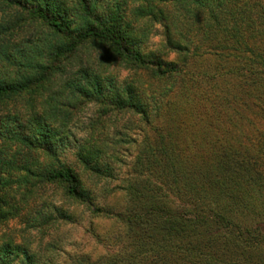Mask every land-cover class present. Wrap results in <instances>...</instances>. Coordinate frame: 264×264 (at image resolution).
Here are the masks:
<instances>
[{
	"label": "trees",
	"instance_id": "1",
	"mask_svg": "<svg viewBox=\"0 0 264 264\" xmlns=\"http://www.w3.org/2000/svg\"><path fill=\"white\" fill-rule=\"evenodd\" d=\"M0 13L17 14L0 25V117L28 96L1 117L0 264H264V0H0ZM90 106L128 118L118 139L101 122L77 136ZM85 221L102 251L43 245Z\"/></svg>",
	"mask_w": 264,
	"mask_h": 264
},
{
	"label": "rangeland",
	"instance_id": "2",
	"mask_svg": "<svg viewBox=\"0 0 264 264\" xmlns=\"http://www.w3.org/2000/svg\"><path fill=\"white\" fill-rule=\"evenodd\" d=\"M136 3H132V6L131 8H135V11H131L130 14H137V11H136ZM17 14H1L0 13V25H13L14 28L16 27V20H15V16ZM132 17V16H131ZM140 20V17H137L136 18V22H138ZM15 24V25H14ZM23 24V23H22ZM29 23H26V26H28ZM34 26H31V28H33ZM38 31V29H37ZM36 33H39L40 36L44 37V35L42 34V31L39 30V32ZM9 32H12V31H9ZM7 32V33H9ZM158 32V31H157ZM160 35H157V36H153L151 37L150 41H149V45H152L154 47L158 46L162 40H163V37L161 36L162 34V31L159 30ZM45 35H46V32H45ZM29 35H23L21 36L20 38H18L16 40V36L15 37H10L8 36L7 39L11 38L15 43L16 41H20L22 39H25L27 38ZM49 35H47L48 37ZM28 40V39H27ZM23 41H26V40H23ZM22 41V42H23ZM84 51L85 53H88L90 52L92 55L98 57L100 59V55L102 54V50L101 49H96L94 51V49L90 48H84ZM105 55V54H104ZM170 59H175L176 56L174 54H172L170 57ZM114 66H112L111 68L113 69ZM118 73L120 74L119 76V81L120 80H123L125 77L128 76L127 72L124 71L123 68H121V70H118ZM26 98H28V96H23L22 98H17L15 100H12V101H9L6 103L5 106H7V110L10 109L11 111L8 113V114H13V109H15V106L18 105V107L20 108L25 101H26ZM185 103L186 104H181L179 103L178 105L183 109V107L185 106V110H187V98H185ZM8 114H3L1 117H6V116H9ZM184 116L187 117V113H183ZM183 116V115H181ZM0 117V127H1V124L2 122L4 121L5 122V119L1 118ZM101 122V125H99L103 131V134L101 135L102 137H108L109 139L111 138H117L118 139V132L120 130L121 131H124L125 130V126L126 124L128 123V118H125V117H111V118H101L98 114V108L96 106H90L89 108H86L76 119V124H77V128L75 129L76 131V134L79 138H86L88 136V132H89V129L91 128V125H95V123H100ZM104 124V125H102ZM124 150H127V149H124ZM123 150V151H124ZM130 151L133 153V155H136V152H137V149H130ZM130 151H124V154H125V157L128 156L127 154L130 152ZM13 152H9L8 155H12ZM132 159L133 157H130V159L128 160V162H132ZM123 166V165H122ZM122 172L125 173V171L127 170V166H123L122 167ZM123 173V174H124ZM16 173H13V174H10L9 176L6 175V177L9 178V180H11V185L10 186V189H15V188H19V187H22L23 185L19 182V174L16 176L15 175ZM117 182H111L110 183V186H114L116 185ZM2 187V186H0ZM25 187V186H24ZM23 187V188H24ZM3 188V187H2ZM20 198V197H19ZM58 199H60V195L57 196ZM105 200L106 202L110 203V204H113V205H116L117 207H122L124 204H125V201H126V198L123 194H114L112 196H106L105 197ZM41 205L38 203L36 204H33V208L35 209H39ZM30 213V208L26 209V211L24 212V215H28ZM96 224L98 225V229L102 232H105L106 230H108L112 224L110 222H105V221H100V222H96ZM20 229L18 230V235H17V240L19 241L22 240L23 238L21 236H29L28 233L25 232V225L24 224H21L20 221H13L10 223V229ZM86 228H87V221H85L82 225L79 224V225H63L58 232H55L52 234L51 237H48L46 236L44 238V243L43 245L45 244H48L49 242L51 241H54V242H57L59 244V246L65 248L68 252H73L74 250H76L77 248L81 247V248H84L85 250L87 251H92L95 249V251L97 250V252H100L102 251V247H97L95 244H94V241L91 237V235L89 233L86 232ZM40 234L34 230L32 231V239H34L36 237L37 240H39ZM22 238V239H21ZM55 256V253L53 254ZM56 259L54 264H64V257L60 256L58 257V255L56 254L55 256Z\"/></svg>",
	"mask_w": 264,
	"mask_h": 264
}]
</instances>
